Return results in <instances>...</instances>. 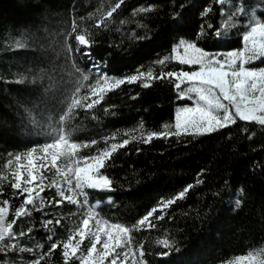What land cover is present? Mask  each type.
Listing matches in <instances>:
<instances>
[{
    "label": "trees",
    "instance_id": "trees-1",
    "mask_svg": "<svg viewBox=\"0 0 264 264\" xmlns=\"http://www.w3.org/2000/svg\"><path fill=\"white\" fill-rule=\"evenodd\" d=\"M116 0H0V174L8 175L4 167L7 160L23 154L31 146L42 144L44 138L32 131L30 117L25 110L31 109L36 100L38 87H47L49 76L63 83L56 86L58 94L46 99L49 106L59 107L73 88L72 63L75 61L86 69L87 57L66 50L65 39L71 31L73 19L81 30H87L93 41L92 57L107 66L109 74L122 77L133 74L138 66L147 70L153 67L157 73L160 66L152 65L158 57L170 54L171 48L181 38L195 41L200 28L204 34L198 46L210 52H226L242 47L243 28L228 29L225 39H217L216 30H223L221 6L216 0H125L113 14L108 27L97 29V9L106 11ZM156 5L158 11L133 16V10L142 6ZM243 6L246 13L264 9V0H232L225 6L230 14ZM212 11L202 17L205 8ZM90 13L95 15L88 19ZM179 13V19H173ZM83 18V19H81ZM123 20L125 23L121 24ZM246 22V21H245ZM146 24L140 28L139 24ZM119 29V31H117ZM133 33L137 37L132 38ZM17 42L26 45L17 48ZM74 49V38L69 40ZM264 65V61H261ZM175 62H169L164 71L179 70ZM184 70H190L183 66ZM43 69L45 75L34 85L32 75ZM21 73L27 82L17 83ZM95 76L90 75L94 82ZM87 89L82 90L85 94ZM134 97V98H133ZM188 100H178L177 92L168 81H153L152 86L143 88L139 83L122 85L108 93L100 105L85 112L77 110L73 124L80 130L73 139L85 142L97 139L92 149H83L81 155H88L104 147V138L115 135L118 140L127 138L126 131L139 127L143 121L145 131H161L165 123H174L175 109ZM35 115V113H33ZM248 131L245 132L244 130ZM139 135V132L135 133ZM140 149L137 151V149ZM114 166L104 170L114 181L111 191L91 192L90 199L99 197L103 203L97 209L113 222L131 225L161 198L170 197L183 187L194 183L201 172L204 183L196 186L186 199L177 202L163 220L156 221V228L133 233L134 246L145 245L146 260L150 264H226L235 256L245 255L249 250L264 248V127L237 120V124L215 133L194 137L173 136L168 139H154L149 144L131 142L118 150ZM46 174V184L59 180L55 171ZM3 195L0 201H10L9 222L14 218L15 207L23 197L14 195L9 181H3ZM243 189V195L240 190ZM44 212H37L29 206L32 215L21 218L14 226V232L34 229L29 236L18 241L15 252L7 255L0 252V264H29L42 252H47L50 242L41 226L44 219H61L54 225L53 241H64L79 226L81 212L77 206L66 201L59 207L48 205V200L59 199L55 189L46 188ZM111 196L115 205L108 202ZM240 197L239 206L235 204ZM175 239L181 249L173 250L169 258L157 254L165 251L157 245L158 239ZM43 243L39 248L37 243ZM19 246L33 248L35 255L19 252ZM88 246L85 241L84 248ZM41 264H63L61 249L51 259ZM78 264V261H70Z\"/></svg>",
    "mask_w": 264,
    "mask_h": 264
},
{
    "label": "snow or ice",
    "instance_id": "snow-or-ice-1",
    "mask_svg": "<svg viewBox=\"0 0 264 264\" xmlns=\"http://www.w3.org/2000/svg\"><path fill=\"white\" fill-rule=\"evenodd\" d=\"M232 0H216L221 6L220 13L226 17L223 21V30H216L211 24L217 39H225L229 34L228 29H236L239 25L243 28L242 47L226 52H210L198 46L201 36L204 34V26L200 28L195 41L181 38L175 43L170 54L158 57L152 61V65L160 66L157 73L153 67L146 71L144 66H138L133 74H124L117 77L107 72V66L102 61L92 57L91 47L93 41L87 30H81L75 19L72 21L71 31L65 39L66 50L71 55L74 51L80 56L87 57L90 62L86 69L73 61L72 78L73 88L70 96L66 95L59 107L54 104L49 106L46 99H54L58 94L54 89L63 83V78L57 80L55 76H49L50 83L47 87L37 85V80L45 75L43 69L32 75L31 82L38 87L36 100L31 109H25L30 117V127L37 137H43L45 142L31 146L23 154H17L7 160L4 167L9 170L8 175L0 174V196L3 195V181L10 180V187L14 195L23 197L22 203L15 207L14 218L9 222L10 201H0V252L7 255L15 252L18 241L29 236L34 229L29 227L27 231L21 230L19 234L14 232V226L18 220L30 217L32 212L29 206L37 212H44L46 208L45 197L42 195L46 188L55 189V196L59 199L48 200V205L59 208L65 201L77 206L81 212L79 226L67 236L64 241H53L55 233L54 225H60L61 219H44L41 226L47 233L46 240L50 242L47 252H42L29 264H41V261L52 258V254L61 249L63 264L70 261H78V264H150L146 260L145 245L134 246L133 233L150 231L156 228V221L163 220L168 210L179 201L186 199L189 192L196 186L204 183L201 179L202 172L197 175L194 183H190L170 197L161 198L156 206H152L140 218L131 225L123 222H113L112 218L105 217L96 207L103 201L96 197L90 199L91 192L111 191L114 181L104 171L114 166V157L118 150L125 148L135 141L149 144L154 139H168L170 137L194 136L199 137L219 130L229 128L237 124V120L253 123L264 127V66H255L257 61H264V9H257L256 13L247 12L243 6L237 7L230 14L225 10ZM125 3V0H116L106 11L97 9L99 19L96 20L97 29L107 28L108 21L113 14ZM158 11L156 5H147L133 10V16ZM212 11L211 7L205 8L201 13L206 17ZM94 13H90L88 19H92ZM176 13L173 19H179ZM83 19V18H81ZM246 21V22H245ZM121 24L125 21L121 20ZM140 28H146V24H139ZM119 31V29H117ZM74 38L76 47L73 49L69 40ZM144 39L145 37H137ZM26 45L17 42V48L23 49ZM169 62H175L181 66L179 70L164 71ZM188 66L190 70H184ZM90 75H94V82L90 81ZM28 77L21 73L17 83L27 82ZM168 81L177 92L178 100H190L191 104L180 106L175 112L174 123H165L161 131H145L143 121L139 127L132 131H126L124 138L118 140L115 135L104 138V147L96 149L88 155H81L83 149H92L99 141L91 139L78 142L73 139L74 133L79 131L73 124L77 110L88 112L100 105L105 96L119 89L122 85L139 83L143 88L152 86L153 81ZM87 89L85 94L82 90ZM134 98V97H133ZM35 113V115H33ZM245 132L248 130L245 129ZM139 132V135L135 133ZM140 149L138 148L137 151ZM67 161L62 166L59 161ZM55 171L59 180H53L45 184V173ZM243 195V189L240 190ZM108 202L115 205L111 196L106 197ZM240 197L237 196L235 204L239 206ZM90 241L84 248L85 241ZM10 241L11 243H5ZM157 245L165 251L158 253L160 258H169L173 250L179 253L175 239H158ZM43 248V243H37ZM19 252H29L35 255L33 248L19 246ZM226 264H264V248L249 250L245 255L235 256Z\"/></svg>",
    "mask_w": 264,
    "mask_h": 264
},
{
    "label": "rangeland",
    "instance_id": "rangeland-1",
    "mask_svg": "<svg viewBox=\"0 0 264 264\" xmlns=\"http://www.w3.org/2000/svg\"><path fill=\"white\" fill-rule=\"evenodd\" d=\"M255 66H257V67H259V66H264L263 64H261V61H257L256 62V64H255ZM187 100V99H186ZM189 101V105L191 104V101L190 100H188ZM180 107V106H179ZM179 107H177L176 109H175V112H176V110L179 108ZM59 163L62 165V166H64V165H66V163H67V161H65V160H61V161H59ZM46 175V174H45ZM10 180H11V177H9V182H10ZM45 184H46V180H45ZM16 196H18V195H16ZM5 243H11L10 241H5ZM89 243H90V241H88V245H89ZM106 264H107V262H106Z\"/></svg>",
    "mask_w": 264,
    "mask_h": 264
}]
</instances>
